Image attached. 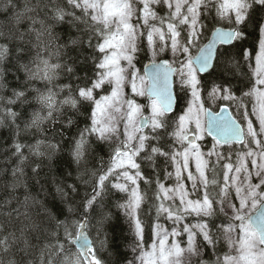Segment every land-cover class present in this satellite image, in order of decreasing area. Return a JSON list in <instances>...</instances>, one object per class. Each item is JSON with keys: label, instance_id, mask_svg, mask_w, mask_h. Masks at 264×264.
<instances>
[{"label": "snow or ice", "instance_id": "6c2138e0", "mask_svg": "<svg viewBox=\"0 0 264 264\" xmlns=\"http://www.w3.org/2000/svg\"><path fill=\"white\" fill-rule=\"evenodd\" d=\"M0 264H264V0H0Z\"/></svg>", "mask_w": 264, "mask_h": 264}, {"label": "trees", "instance_id": "16d2710c", "mask_svg": "<svg viewBox=\"0 0 264 264\" xmlns=\"http://www.w3.org/2000/svg\"><path fill=\"white\" fill-rule=\"evenodd\" d=\"M65 31H67V30L65 29ZM66 38L67 37L65 36V39ZM61 79L64 82L68 81V78L66 76H62ZM83 126L84 125L81 122L80 127H83ZM49 127H50V129H55V131L57 133L63 131L65 133V136L68 135L67 131H65L64 129L59 128L56 125H50ZM70 131L72 133H75L77 131V129L75 127H73L72 129H70ZM49 135L51 136V131L49 132ZM56 138L59 139V135H57ZM101 156H103L104 159L107 160V156L105 155L103 149H95L94 151L90 152L89 156H88V166L89 167H91L92 165H97L98 166V163H99V160H100ZM56 170L58 171V169H56ZM46 174H47V170H45V174H44V178L45 179L47 178ZM33 191L34 192L36 191L35 187L33 188ZM110 233L114 235L116 240L121 245V250L122 251H127V249L124 247V245L127 242L126 238H130V234H129L128 226H127V221L125 219H123V218H119V219L114 218L113 221H112V226H111V229H110Z\"/></svg>", "mask_w": 264, "mask_h": 264}]
</instances>
